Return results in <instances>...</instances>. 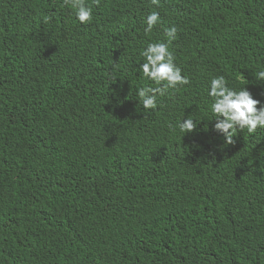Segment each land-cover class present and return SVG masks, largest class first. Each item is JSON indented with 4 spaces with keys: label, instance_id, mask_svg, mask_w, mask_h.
Wrapping results in <instances>:
<instances>
[{
    "label": "trees",
    "instance_id": "trees-1",
    "mask_svg": "<svg viewBox=\"0 0 264 264\" xmlns=\"http://www.w3.org/2000/svg\"><path fill=\"white\" fill-rule=\"evenodd\" d=\"M85 5L0 0V264H264V128L227 145L209 96L264 107V0ZM159 43L190 83L145 110Z\"/></svg>",
    "mask_w": 264,
    "mask_h": 264
},
{
    "label": "clouds",
    "instance_id": "clouds-1",
    "mask_svg": "<svg viewBox=\"0 0 264 264\" xmlns=\"http://www.w3.org/2000/svg\"><path fill=\"white\" fill-rule=\"evenodd\" d=\"M151 3L158 6L159 0H151ZM64 5L71 6L76 10V18L80 24L91 23L92 11L85 5V0H64ZM159 19L157 13H152L147 17L146 34L152 31ZM176 31L175 27L166 30L165 34L169 43L175 39ZM142 55L146 58V62L140 67L143 76L159 87H144L138 90L137 94L139 102L145 110H155L157 96H164L169 89H175L178 85H188L190 81L183 77L180 69L174 65L167 44H149ZM257 78L264 80V71L259 72ZM226 83L223 77L214 78L211 81L209 96L214 102L210 111L218 117L214 130L225 136L227 145H234L233 137L237 130H246L251 135L258 128H264V107H260V101L253 99L246 89L238 92L233 91L226 86ZM195 129L196 124L191 118L179 124V130L182 133H192Z\"/></svg>",
    "mask_w": 264,
    "mask_h": 264
}]
</instances>
